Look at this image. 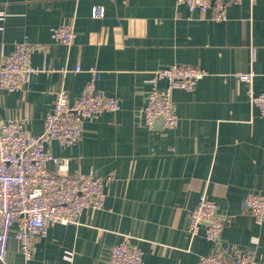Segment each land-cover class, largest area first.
I'll list each match as a JSON object with an SVG mask.
<instances>
[{
  "label": "crops",
  "instance_id": "0c3cea01",
  "mask_svg": "<svg viewBox=\"0 0 264 264\" xmlns=\"http://www.w3.org/2000/svg\"><path fill=\"white\" fill-rule=\"evenodd\" d=\"M94 6L104 8L103 17H93ZM0 11V62L26 42L41 70L21 90L0 89V126L17 119L40 135L57 91L66 89L72 102L93 70L98 89L120 103L118 111L86 120L75 145H47L70 158L71 174L105 180L103 208L84 211L77 226L50 224L46 236L33 238L30 260L14 224L0 264H109L126 235L143 251V264H198L215 249L205 225L196 236L189 232L204 192L223 220L221 246L253 251L254 264H264V221L244 207L250 193L264 194V112L238 76L253 71L254 91H264V0L229 4L224 21L213 18V8L190 11L177 0H0ZM62 25L76 31L70 46L52 37ZM172 64L207 74L194 90L173 91L176 127H150L142 111L149 79ZM167 85L159 82L162 90ZM68 250L72 263L63 258Z\"/></svg>",
  "mask_w": 264,
  "mask_h": 264
},
{
  "label": "built area",
  "instance_id": "2783aa9c",
  "mask_svg": "<svg viewBox=\"0 0 264 264\" xmlns=\"http://www.w3.org/2000/svg\"><path fill=\"white\" fill-rule=\"evenodd\" d=\"M256 0H251L255 2ZM242 0H177L190 11L214 9L216 21L227 19L229 4ZM95 18L104 16L102 6H94ZM4 12L0 11V19ZM76 31L73 26L62 25L52 29L54 40L67 46L73 44ZM35 46L26 42L15 45L13 52L0 62V89L13 92L24 88L27 81L39 68L32 65L31 55ZM77 66L76 70H80ZM200 66L172 64L152 72L150 91L142 109L145 122L153 127L160 122L164 128L177 126V114L172 99L175 89L192 91L205 75ZM254 72L241 73L239 78L248 85L252 106L264 112V91H254ZM99 73L91 72L83 94L72 102L69 93L61 88L56 93L54 106L44 119L43 132L32 135L26 124L9 119L0 126V261L7 256V242L11 229L17 225L16 238L26 260L33 256L34 237H44L50 224L77 226L86 210H100L105 203V180L94 172L71 174L70 158L53 154L47 145L57 142L62 146L75 145L82 137L86 120L96 119L104 112H116L119 99L104 94L97 87ZM167 80V88H159L161 80ZM111 179V176L107 178ZM245 209L255 221H264V194L250 193L244 200ZM205 225L207 240L215 249L199 258L198 264H254L255 253L240 250L230 244L221 246L220 236L223 220L217 215V204L206 193L201 194L197 206L190 216L189 232L196 236ZM133 237L126 235L112 249L109 264H143V251L132 243ZM64 260L72 263L73 251H66Z\"/></svg>",
  "mask_w": 264,
  "mask_h": 264
},
{
  "label": "rangeland",
  "instance_id": "374dc122",
  "mask_svg": "<svg viewBox=\"0 0 264 264\" xmlns=\"http://www.w3.org/2000/svg\"><path fill=\"white\" fill-rule=\"evenodd\" d=\"M34 253V252H33Z\"/></svg>",
  "mask_w": 264,
  "mask_h": 264
}]
</instances>
